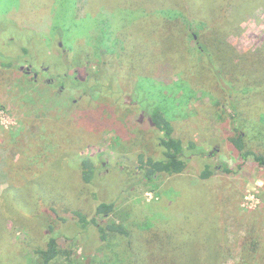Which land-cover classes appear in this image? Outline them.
<instances>
[{
	"label": "rangeland",
	"instance_id": "1",
	"mask_svg": "<svg viewBox=\"0 0 264 264\" xmlns=\"http://www.w3.org/2000/svg\"><path fill=\"white\" fill-rule=\"evenodd\" d=\"M213 1L74 0L73 3V0H0V53L5 57H17L13 70L0 68V127L5 133L16 135L24 131L33 134L37 129L36 120L52 117L54 120L47 122L45 127L44 121H41L40 134L27 149L35 166H41L42 163L48 171L51 170L39 180L35 175L39 184L68 193L69 199L73 200L77 192L75 190L81 185L78 180L79 171L74 168L72 184L66 173L70 164L74 163L70 156L77 150V160L79 156H90L97 166L95 183L91 186L93 188L84 192L88 198L82 197L75 203L83 212L88 213L89 218L98 202L115 200L121 214L129 215V226L135 220L147 223L150 217L157 218L154 223L172 219L167 222L170 229L175 224L179 233H195L200 236L207 233L206 225L216 217V223L212 224L217 229L218 236H224L223 241L230 250L229 259L219 263L232 264L237 258L243 236L252 225L256 224V228L261 225L264 228V166L251 159L243 161L228 149L226 138L230 135L231 127L227 115L230 109L227 108L226 113L221 114L217 111L215 99H210L209 93L204 95L200 90L195 92L194 89L197 88L191 83L195 92L192 96L181 95L182 90L175 95L163 90L166 96L171 97L166 101L162 100L165 103L162 110L174 123L184 142L194 140L201 146L204 154L191 157L189 155L187 167L179 175H160L150 182L137 183L141 177L135 171V168L138 169L137 155L152 153L153 141L151 132L135 129L131 122L126 124L120 117L134 113L135 108L133 112L123 114V108L126 107L122 103L129 102V97L126 98L131 91L128 78L134 77H125L127 72L124 70L121 73L117 71L119 66L115 57L107 59L103 68L101 61L93 56L85 39L94 19L101 14H110L105 2L112 5L117 12L116 24L120 28L123 22L129 21L133 16L132 8H156L168 4L198 8L200 4L201 7H210L211 10L214 8ZM255 1L227 0L229 6L232 4L235 8L242 4L243 11L258 4L253 14L241 23L240 33L230 36V41L239 51L255 48L264 40V5ZM62 9H67V12L79 18H67L72 27L69 26L70 29L64 33V37L56 30V26L61 24L59 14ZM57 17L59 21L56 24ZM135 20L134 24L129 23L130 27L123 30L130 36L132 34L130 41L132 39L135 42L136 54L139 55V66L135 71L142 73L151 71L153 65L167 59V56L151 49L159 32L153 29L149 19ZM170 38L176 40L172 36ZM23 45L30 52L25 57L20 51ZM176 46L174 41L167 42L165 50L162 49L169 53L167 51ZM25 68L31 72H25ZM197 69L196 66L195 70ZM99 70L102 75H109L108 79L114 71L118 73L117 78L124 96H119L117 102L123 108L115 106L106 97H84L80 87L72 86L73 78L81 79L84 75L100 72ZM33 73L37 75L34 77ZM143 87L145 93L147 86ZM92 92L98 93L96 90ZM153 92L155 91L148 94L147 99L152 100ZM180 96L183 97L181 101L178 100ZM238 123L240 122L237 121ZM250 128H246V140L250 147L260 151L263 147L259 146V139L256 140L250 133ZM241 162H244L243 165L237 167ZM204 163L216 165L218 170L225 163L232 172L217 171L212 179L202 180L199 173ZM19 179L26 189L33 185L24 174H20ZM4 186L5 173L2 172L0 191ZM218 203L224 205L221 210ZM1 214L0 210V216ZM170 215L174 217L170 218ZM25 220L30 222L33 218ZM58 220H55L58 227L70 221L65 223ZM65 229L70 232L75 230L72 224H68ZM7 231L11 242L17 243L14 246H17L18 253L30 252L34 244L38 245L37 239L25 226L9 221ZM0 247V261L16 256H9V248H12L4 241L2 233ZM78 252L81 253L80 248Z\"/></svg>",
	"mask_w": 264,
	"mask_h": 264
},
{
	"label": "trees",
	"instance_id": "2",
	"mask_svg": "<svg viewBox=\"0 0 264 264\" xmlns=\"http://www.w3.org/2000/svg\"><path fill=\"white\" fill-rule=\"evenodd\" d=\"M255 2L264 5V0ZM104 4L110 14L108 12L96 17L85 39L93 56L101 61L103 68L107 59L115 57L119 66L117 71L121 73L124 70L127 72L125 77H134L128 78L131 91L126 98L129 97V102H122L126 109L117 102L119 96L123 95V90L116 71L109 79V75H102L100 70L88 73L81 79L73 78L72 86L80 87L84 97H106L115 106L122 107L125 110L123 114L133 112L135 108L134 113L129 116L120 115L123 122H131L135 129L152 133V153L137 155L138 169L135 168V171L139 172L136 175L141 176L137 183L150 182L160 175H179L185 171L189 155L191 157L204 154L201 146L194 140L184 142L174 123L162 110L165 107L162 100L166 101L171 97L166 96L163 90L174 95L182 90L181 95L192 96L194 91L190 83L197 88L194 89L195 92L200 90L204 95L209 93L210 99H215L213 100L218 106L217 111L221 114H225L227 108L230 109L227 116L231 130L226 143L234 156L243 161L251 159L264 166V40L255 48L244 51H239L230 41L231 35L240 33L241 23L253 14L258 4L244 11L241 9L242 4L235 8L232 4L229 6L227 0H214V8L211 10L210 7H201L200 4L198 8L177 4L132 8L133 16L129 21L123 22L120 28L116 24L117 12L112 5L107 2ZM59 17L61 24L56 26V30L64 37V33L71 26L67 18L74 16L67 9H62ZM145 18L159 32L157 41L151 46L152 51L165 54L167 59L157 62L151 71L140 73L135 71L139 66V55L136 54L135 42L132 39L130 41L132 34H126L123 29L134 24L135 19L142 21ZM58 21L57 17L56 24ZM129 23L131 24L128 25ZM171 36L176 40L170 38ZM172 41L177 46L165 53V44ZM20 51L23 57L30 53L26 45L21 46ZM16 60L17 57H5L0 53V68L13 70ZM143 85L147 86L145 93L142 90ZM95 90L98 93L92 92ZM152 90L155 91L152 100L147 99ZM180 97L179 101L183 99ZM120 110L122 111L121 108ZM53 120L52 117L36 120L37 129L33 134L24 131L16 135L5 133L0 127V178L2 172L5 173V186L0 191V233L12 248H9V256L16 255L10 259L3 258L0 264H220L219 262L229 259L230 250L223 241L225 238L218 236V231L212 224L216 223V217L206 225L207 233L200 236L195 233H179L175 224L171 226L172 231L167 223L172 219L154 223L157 218L150 217L147 223L135 220L129 226V215L121 214L115 200L98 202L89 218L88 213L83 212L75 203L82 197L88 198L84 192L92 190L97 166L90 156H79L77 160V150L70 156L74 160L70 164L72 170L67 168L66 173L67 179L71 180L75 169L79 171L78 180L81 185L75 190L77 192L73 200L69 199L68 193L39 184L35 175L39 180L51 170L48 171L42 163L41 166H35L27 149L40 134L41 121H44L45 127L47 122ZM237 121L240 123L237 124ZM244 126L251 127L250 133L256 140L259 139L257 142L263 147L262 150L250 147L246 140L248 130ZM243 163L237 167H241ZM215 166L204 163L199 177L210 180L217 171L232 172L225 163L221 165V170ZM20 174L27 176V181L33 185L26 189L19 179ZM218 205L220 210L224 206L220 203ZM32 218L33 221L30 222L25 220ZM56 218L60 222L70 221L58 227ZM9 221L25 226L37 239L38 245L34 244L30 252L18 253L17 246H14L17 243L11 242L7 231ZM68 224L74 226V232L65 229ZM263 230L261 225L258 228L256 224L252 225L243 236L237 258L232 264H264ZM79 248L81 253L78 252Z\"/></svg>",
	"mask_w": 264,
	"mask_h": 264
},
{
	"label": "flooded vegetation",
	"instance_id": "3",
	"mask_svg": "<svg viewBox=\"0 0 264 264\" xmlns=\"http://www.w3.org/2000/svg\"><path fill=\"white\" fill-rule=\"evenodd\" d=\"M21 69V68H20ZM25 72H27V73H29V72H31L30 71V69H28V68H25ZM37 74L36 73H33V76L35 77Z\"/></svg>",
	"mask_w": 264,
	"mask_h": 264
}]
</instances>
